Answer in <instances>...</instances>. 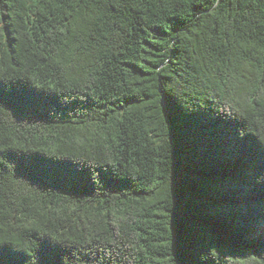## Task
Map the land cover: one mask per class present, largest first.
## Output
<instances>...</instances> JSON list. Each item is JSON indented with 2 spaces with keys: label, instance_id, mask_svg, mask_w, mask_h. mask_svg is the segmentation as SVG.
Listing matches in <instances>:
<instances>
[{
  "label": "trees",
  "instance_id": "16d2710c",
  "mask_svg": "<svg viewBox=\"0 0 264 264\" xmlns=\"http://www.w3.org/2000/svg\"><path fill=\"white\" fill-rule=\"evenodd\" d=\"M0 24L4 264H264V0H0Z\"/></svg>",
  "mask_w": 264,
  "mask_h": 264
},
{
  "label": "snow or ice",
  "instance_id": "6c2138e0",
  "mask_svg": "<svg viewBox=\"0 0 264 264\" xmlns=\"http://www.w3.org/2000/svg\"><path fill=\"white\" fill-rule=\"evenodd\" d=\"M3 31H4V29H3V25L0 24V36L3 35ZM105 178H106V177H105ZM4 251H5L4 249H0V264H4V260H3V252H4Z\"/></svg>",
  "mask_w": 264,
  "mask_h": 264
},
{
  "label": "rangeland",
  "instance_id": "374dc122",
  "mask_svg": "<svg viewBox=\"0 0 264 264\" xmlns=\"http://www.w3.org/2000/svg\"><path fill=\"white\" fill-rule=\"evenodd\" d=\"M258 235H260V233H258Z\"/></svg>",
  "mask_w": 264,
  "mask_h": 264
}]
</instances>
